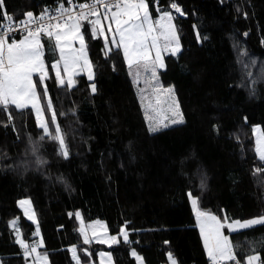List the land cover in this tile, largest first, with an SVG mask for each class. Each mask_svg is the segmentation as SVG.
<instances>
[{
	"label": "trees",
	"instance_id": "trees-1",
	"mask_svg": "<svg viewBox=\"0 0 264 264\" xmlns=\"http://www.w3.org/2000/svg\"><path fill=\"white\" fill-rule=\"evenodd\" d=\"M147 2L152 18L158 7L174 17L181 50L164 55L158 74L162 85L173 86L184 122L149 132L122 50L105 55L104 40L93 37L88 23L93 18L81 21L93 79L81 74L75 86L61 85L48 52L44 83L35 76L49 134L33 108L0 105L1 264L29 262L12 220H19L28 244L38 242L35 225L18 207L23 198L32 200L39 252L49 264H76L72 249L82 264H99L101 252L114 264H137L133 252L144 264H208L189 193L198 211L221 221L264 215V162L252 132L257 126L264 133V0ZM68 3L3 0L0 24L9 22L5 12L21 20L27 12L37 17ZM57 126L67 158L53 138ZM77 213L86 222H105L119 240L85 243ZM226 233L235 260L248 264L258 256L264 263V224Z\"/></svg>",
	"mask_w": 264,
	"mask_h": 264
},
{
	"label": "snow or ice",
	"instance_id": "snow-or-ice-1",
	"mask_svg": "<svg viewBox=\"0 0 264 264\" xmlns=\"http://www.w3.org/2000/svg\"><path fill=\"white\" fill-rule=\"evenodd\" d=\"M71 3V0H69ZM96 3L100 4L102 8H107L110 12V17L105 15L103 19H110L111 23H115L116 30L113 33L114 36H119V41L113 40L112 44L118 48L123 49V54L125 60L128 62L129 67L131 68L133 63H139L140 61H151L153 67L149 68L148 64H145V71L151 70L152 76L156 77V67H163V62L161 58V52L158 45V37L156 35L157 28L163 29L160 35L164 36L165 40L169 41V44H166L165 47H169L174 43L172 47V55H176L180 51L179 39L176 35L175 26L171 24V21L174 19L173 15L168 11H163L159 19L155 22L150 18L149 13V4L146 0H123V2L108 3L107 0H96ZM4 7L3 0H0V9ZM170 7L176 12L183 15L180 7L172 2ZM79 8L81 12L78 15L69 14L67 18H63L67 9L63 8L61 5L60 15L51 17L52 20H55L54 24H45L42 21L44 16L34 18L31 12H27L25 16L27 19L20 21V24H23L28 31V36L19 42L13 40L11 43H8V40L4 35H0V105L5 107L9 104L15 105L16 108L27 107L29 103L32 104V107L36 110L38 126L44 130L45 135L49 134V125L42 119V111L37 101V93L35 91V86L32 81V73L40 72L41 82L45 78L42 56V46L39 41V34L41 32L48 35L50 38L54 36L56 41V47L60 49L61 59L65 63V73H68L69 70V61L73 64L77 60L83 59L84 64L89 69L88 79L92 80L93 75L91 72V64L87 59L86 53V44L84 35L81 33V21L88 20L89 16H96L95 20H88V23L92 25V35L95 38L97 36V25L101 26L100 35H103V26L101 25V19L99 13L95 7V4H80ZM115 11H112V9ZM87 10V11H85ZM159 10V9H158ZM46 14V13H45ZM124 17H127L125 19ZM4 19L9 21V29H11L12 17L9 16L6 12L4 13ZM41 21L39 27L32 30L29 28V25L35 22V20ZM3 24H0V28H3ZM111 32V27L108 29ZM75 38L80 41L79 56L73 57L71 55L65 56V47H70V45H62V40H68L69 38ZM31 38V39H29ZM149 40H151V46H149ZM106 48L108 46L107 40L105 44ZM156 51L155 59L151 58V51ZM54 68L56 65L53 66ZM138 75V73H137ZM57 79L61 85L64 84V80L60 78V73L57 72ZM73 81L71 77L68 80V87H71ZM92 91L95 92L96 88L93 84ZM169 93H172V89L169 88L166 90ZM47 90H45V95ZM174 99V95H173ZM48 109L52 110V104L49 102ZM177 115H179V106L176 108ZM9 115V119H11ZM183 118L180 117L179 120H173L172 123L182 122ZM52 124L56 123V115H52ZM167 125H165L166 127ZM157 128H150V131H157ZM59 142L61 154L67 158L68 152L66 150L65 141L61 135V129L59 126L56 127V134L53 137ZM259 145V141H258ZM257 151L260 153V159L264 160V150H261L258 147ZM189 198L192 199L193 207L197 205L196 199L192 198L191 193H189ZM29 204L28 201H20V205ZM25 215L29 216V219H34L33 216H30L28 211H25ZM79 217V213L76 214ZM203 217V219H201ZM197 221L200 226L201 236L204 241L205 250L208 253L209 260L212 264H218L221 260H235L236 257L233 254L232 246L229 243V240L226 236L223 235L221 229L227 226L230 231L236 230L237 228H248L256 224H264V216L251 219L244 223L235 221L233 223H228L227 219L224 222H221L215 215L210 213L197 212ZM12 225L16 228L17 233L19 229L16 227V222L13 221ZM36 234H39V229L37 228ZM121 235H123L124 241L128 242L127 233L124 229H121ZM113 242L117 241V237L113 236L110 238ZM104 242V241H101ZM17 243L20 244L21 248H24L25 256H28L27 251L28 245L17 236ZM85 243H88V239L85 236ZM32 252L36 251V246L33 245L31 248ZM73 251V258L75 259V249ZM103 255V254H102ZM133 256H136V253H132ZM137 260L140 258L137 256ZM171 259V257H170ZM258 257L250 256L248 258V264H253ZM173 264L175 262L173 261Z\"/></svg>",
	"mask_w": 264,
	"mask_h": 264
},
{
	"label": "rangeland",
	"instance_id": "rangeland-1",
	"mask_svg": "<svg viewBox=\"0 0 264 264\" xmlns=\"http://www.w3.org/2000/svg\"><path fill=\"white\" fill-rule=\"evenodd\" d=\"M146 2H147V0H146ZM158 9L157 10L159 11V15L156 19L152 18V15L149 11L150 18L152 19L153 22L158 20L160 15L163 13L161 8L158 7ZM112 11H115V9H112ZM177 14H179L181 16L180 13L177 12ZM105 15H108L110 17V12L108 11V9H105L101 13H99V16L101 19V25L103 26L104 34L100 35L101 26L97 25V36H100L104 40L105 44H106V40H107L108 46H107V48H106V46H104V49H103V53L106 55L112 48H118L112 44V41L113 40L119 41V36L113 35V33H115V30H116V25H115V23H111L110 19H108V20L103 19V17ZM124 18L127 19V17H124ZM95 19H97L96 16H94L92 20H95ZM171 24L175 26L173 20L171 21ZM109 27H111V32L108 31ZM162 31H163V29L157 28L156 35L158 37L157 42H158V45L160 48L161 58H162L163 67H164V55L171 54L172 47L174 46V43L166 48L165 45L169 44V41L165 40L164 36L160 35V33ZM175 31H176V27H175ZM81 33H82V31H81ZM176 35H177V31H176ZM25 37H27V36L20 38V40H23ZM45 37L46 38L39 36V41H40V44L42 46L41 59L43 61V68H44V73H45V78L42 81V83H44V81L47 77V71L45 68V59H46L45 56H46L47 52L51 57H53L55 59V61L52 62V68H53V71H54L56 77H57V72L60 73V78L64 80L63 85L68 86V80H69V77H71V80L73 81V84L71 87H73L76 85V79L75 78L78 75H81V74H85L87 76L89 75V69L84 64L83 59L77 60L75 64H73L71 61H69V70H68V73H65V63H64V60L61 59L60 49L56 47L55 39L52 37L50 38L49 36H45ZM177 37H178V35H177ZM29 39H31V38H29ZM44 40L47 43V45H50V47L48 48L49 50L46 49V47H44V45H43ZM61 44L62 45H70V47H65V56H68V55H71L73 57L79 56L80 41L78 39L70 37L68 40H62ZM179 44H180V42H179ZM149 46H151V40H149ZM120 49L123 52V49L122 48H120ZM85 50L87 53V59L89 61L88 51H87V49H85ZM180 50H181V45H180ZM155 56H156V51L152 50L151 51L152 60L155 59ZM126 63L128 65V68H129L130 76L134 82L137 99L139 101L142 112L144 113L145 120L147 123V128H148L149 132L155 133V132H159L161 130L170 128L172 126L182 124L184 122V118H183V115L181 113L179 102L176 98V94L174 92L173 86H164V85H162V83L159 79L158 72L163 67H156V77H153L151 70L145 71V64L146 63L148 64L149 68L153 67V65L151 64V61H148V62L140 61L139 63H133L131 68L129 67V64L127 61H126ZM54 65H56L55 68L53 67ZM91 72H92V68H91ZM137 73H138V75H137ZM92 75H93V73H92ZM35 76H38V78L40 79L41 73L40 72H33L32 73V81H33V84L35 86V91L37 93V101L36 102L39 104V106L41 108V102H40V98H39L38 91H37L36 84H35V81H36ZM169 88H171L173 90L172 93H169L166 91ZM173 95H174V99H173ZM47 97H48V94H47ZM48 100H49V97H48ZM48 103H49V101H48ZM177 105L179 106V115H177V112H176ZM27 107L33 108L31 103H29L27 105ZM33 109L35 110V108H33ZM35 113H36V110H35ZM52 114H53V111H52ZM181 116L183 118L182 122L172 123L173 120H179ZM36 117H37V115H36ZM42 119L46 122L43 115H42ZM165 125H167V126L165 127ZM150 128H157L158 130L157 131H150ZM49 131H50V129H49ZM252 132L254 135L255 150H256V153L260 159V153L257 151V149H258V147H260L261 150H264V133L257 126H254L252 128ZM258 141H259V145H258ZM262 161L264 162V160H262ZM24 200L28 201L29 204L24 205L22 207L20 205V201H24ZM18 207L23 212L25 218L35 225L34 236L38 237V242L33 244L36 246V251L32 252L31 248L33 245L28 244L23 239L22 230L20 228L19 220L14 219L11 221L10 226H11V229L13 231V234L15 236L16 241H17V236L19 235L20 238L24 241V243L26 245H28L27 251H28L29 255L26 257L29 259V262L27 264H49L47 257L39 252V248L42 246V243H41V240L39 239L40 233L38 235L36 234L37 228L39 229V226H38L39 224H38L37 214H36V211L34 209L32 200L30 198L20 199L18 201ZM26 210L28 211L30 216L34 217V219H29V216L25 215ZM194 211L196 212V215H197V212H201V211H198L196 208H194ZM260 217H262V216H260ZM260 217H255V218H251V219H257ZM78 218H79V224H80L79 230L83 236L84 241H85V236H86L88 239V243L104 241L101 243H104V244L110 246V245H114L119 240V238L117 236H115V237H117L116 242H113L110 239L114 235L109 234V232L107 231L105 222H102L100 220H94V221L86 222L81 218L80 213H79ZM201 219H203V217H201ZM217 219H219V218H217ZM251 219L227 220V222L233 223L235 221H239L241 223H244V222L251 220ZM13 221L16 222V227L19 229L18 233L16 231V228H14L12 225ZM221 222H224V221H221ZM197 224H198V227L200 230V226H199L198 221H197ZM256 225H259V224H256ZM256 225H253V226H256ZM253 226H251V227H253ZM248 228H250V227H248ZM244 229H247V228H237L236 230L230 231L229 228L227 226H225L224 228L221 229V232L223 233L224 236H226L228 238L229 243L232 246L231 240H230V235L228 233H226V231L231 234V233L238 232V231H241ZM126 233L128 236V232H126ZM120 236L124 240L123 235L120 234ZM202 240H203V238H202ZM203 243H204V241H203ZM232 250H233V248H232ZM22 251L25 255L26 250L24 248H22ZM72 255H73V251H72ZM75 257L76 258L74 260H75L76 264H82L77 258L76 251H75ZM135 257H137V256H135ZM256 257H258V256H256ZM139 260H140V262L143 261V259L141 257ZM139 260H137V258H136V261H139ZM219 262H223V263L229 262L230 263V262H232V260H221ZM259 263L260 262L258 259L253 262V264H259ZM90 264H93V263H90ZM99 264H114V263H113V260H112L109 253L101 252L99 254Z\"/></svg>",
	"mask_w": 264,
	"mask_h": 264
},
{
	"label": "built area",
	"instance_id": "built-area-1",
	"mask_svg": "<svg viewBox=\"0 0 264 264\" xmlns=\"http://www.w3.org/2000/svg\"><path fill=\"white\" fill-rule=\"evenodd\" d=\"M108 3H116V2H123V0H107ZM95 4V7L98 11V13H101L103 10L107 9V8H102L100 4L96 3V0H84L82 2H76V1H71V3L69 2L67 5H63L64 9H67L68 11L65 12L64 17L63 18H67V16L69 14L71 15H78L81 12V9L79 8L80 4ZM154 3L156 6H159L160 4V0H154ZM61 6L57 7L55 10L43 14L44 16V20L42 21L45 24H54L56 23L55 20H52L51 17L54 16H59L60 15V10ZM114 9V8H113ZM87 11V10H85ZM42 16V15H40ZM40 16L34 17V18H38ZM181 16H185L184 14ZM94 16H89L88 19L93 18ZM27 19V18H25ZM25 19H21V20H16V19H12L11 21V29H9L8 25L9 22L3 27L0 28V35H4L5 38L8 40V43H11L13 40L17 41L19 38L24 37V36H28V31L26 30L25 26L23 24H20L19 22ZM41 21H39L38 19L35 20V22H33L32 24L29 25V28H31L32 30H35V28L39 27ZM39 36H48L45 33L41 32L39 34ZM54 38V36L52 37ZM55 39V38H54ZM209 264H212V262H210ZM218 264H241L237 261L233 262V263H223V262H218ZM259 264H264L263 262H260Z\"/></svg>",
	"mask_w": 264,
	"mask_h": 264
},
{
	"label": "crops",
	"instance_id": "crops-1",
	"mask_svg": "<svg viewBox=\"0 0 264 264\" xmlns=\"http://www.w3.org/2000/svg\"><path fill=\"white\" fill-rule=\"evenodd\" d=\"M19 40H20V39H19ZM19 40H17V42H18ZM137 264H144V262H143V261L140 262V260H139V261H137Z\"/></svg>",
	"mask_w": 264,
	"mask_h": 264
}]
</instances>
